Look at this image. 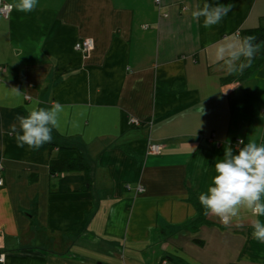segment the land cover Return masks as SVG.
I'll return each mask as SVG.
<instances>
[{
  "label": "crops",
  "instance_id": "crops-1",
  "mask_svg": "<svg viewBox=\"0 0 264 264\" xmlns=\"http://www.w3.org/2000/svg\"><path fill=\"white\" fill-rule=\"evenodd\" d=\"M203 2L38 0L0 15V264H264L250 210L225 224L188 201L226 143H264V43L247 74L212 56L264 30V0H208L233 5L210 28L192 17ZM36 100L62 105L56 148L17 145ZM50 159L84 160L89 181L51 176Z\"/></svg>",
  "mask_w": 264,
  "mask_h": 264
},
{
  "label": "clouds",
  "instance_id": "clouds-1",
  "mask_svg": "<svg viewBox=\"0 0 264 264\" xmlns=\"http://www.w3.org/2000/svg\"><path fill=\"white\" fill-rule=\"evenodd\" d=\"M38 0H16L12 7L23 13L36 9ZM232 4L209 3L197 4L192 12L194 20L203 18V26L210 28L232 10ZM253 35L230 40L218 46L213 52V62H222L229 75L243 74L250 67L254 57L260 50ZM62 105L52 103L49 107H41L40 101L26 110V115L18 116V127H13L19 147L39 149L50 142L51 133L57 126ZM214 174L206 191L198 196V202L205 215L218 217L227 224L238 218L242 208L251 211L255 219L252 222V236L264 242V143L249 140L238 141L233 148L226 143L223 157L214 164Z\"/></svg>",
  "mask_w": 264,
  "mask_h": 264
},
{
  "label": "trees",
  "instance_id": "trees-1",
  "mask_svg": "<svg viewBox=\"0 0 264 264\" xmlns=\"http://www.w3.org/2000/svg\"><path fill=\"white\" fill-rule=\"evenodd\" d=\"M242 35H244V36L253 35L256 37L255 43H257L259 45L264 43V30L263 29L262 30L259 29L257 31L253 30V31H249V32H244V33H242ZM259 63H257V64H259ZM248 68H246L244 70V72H246V74L249 71ZM44 146L49 148V149L56 148V143L53 140L52 133H51L50 142L45 143ZM61 149H63V147H61ZM48 170H49V174L51 176L60 175L62 173H68V172H83L84 176L86 177V182H88L89 178H90L89 168H88L86 162L82 159H78V160H55V159L51 160L50 159V161H48ZM188 201L196 208L198 213H200V214L204 213L203 208L198 204L197 199L193 195L188 196ZM201 221H202V219L199 218L195 223L200 224Z\"/></svg>",
  "mask_w": 264,
  "mask_h": 264
},
{
  "label": "built area",
  "instance_id": "built-area-1",
  "mask_svg": "<svg viewBox=\"0 0 264 264\" xmlns=\"http://www.w3.org/2000/svg\"><path fill=\"white\" fill-rule=\"evenodd\" d=\"M154 1H155V4L156 5H159L160 0H154ZM11 10H12V6L11 5H8V4H6V3H4V2H2L0 0V15H2L3 18L7 19L8 16H9V14H10V12H11ZM75 49L77 51H80L82 54H89V52L92 49V44H91L90 41L85 40V41H82L80 43H77L75 45ZM131 124L132 125H135V126H138L139 125V122L136 121V120H132L131 121ZM161 148L162 147L159 144L150 143L148 145V148H147V153L149 155L159 154V152L161 151ZM0 170H1V168H0ZM1 186H2V180L0 178V187ZM137 192L138 193H142L143 192V189L141 187H138L137 188Z\"/></svg>",
  "mask_w": 264,
  "mask_h": 264
},
{
  "label": "rangeland",
  "instance_id": "rangeland-1",
  "mask_svg": "<svg viewBox=\"0 0 264 264\" xmlns=\"http://www.w3.org/2000/svg\"><path fill=\"white\" fill-rule=\"evenodd\" d=\"M247 76V75H246ZM234 220H236V219H234Z\"/></svg>",
  "mask_w": 264,
  "mask_h": 264
}]
</instances>
